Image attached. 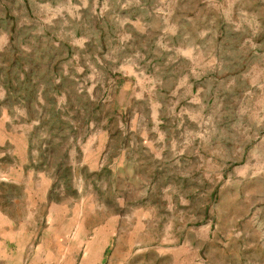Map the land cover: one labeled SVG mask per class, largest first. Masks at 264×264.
<instances>
[{
  "label": "rangeland",
  "instance_id": "374dc122",
  "mask_svg": "<svg viewBox=\"0 0 264 264\" xmlns=\"http://www.w3.org/2000/svg\"><path fill=\"white\" fill-rule=\"evenodd\" d=\"M0 113L49 181L6 147L9 243L264 264V0H0Z\"/></svg>",
  "mask_w": 264,
  "mask_h": 264
},
{
  "label": "crops",
  "instance_id": "0c3cea01",
  "mask_svg": "<svg viewBox=\"0 0 264 264\" xmlns=\"http://www.w3.org/2000/svg\"><path fill=\"white\" fill-rule=\"evenodd\" d=\"M13 144L16 164L13 166L15 174L13 182L27 183L29 187L37 185L40 201L48 202V177L46 175L35 177V172L25 170L29 151L28 136L15 127L9 128L7 114L0 113V180L8 175V167H4L1 160L7 155L6 147ZM96 151V155H98ZM89 158L92 157L88 155ZM90 161V160H89ZM87 161V162H89ZM2 168L4 169L2 172ZM21 169V171L19 170ZM52 210L63 211L57 203H53ZM0 264H70V260L63 257L64 246L52 241L34 242L27 239L17 242H8V229L3 224L8 222L7 216L0 209ZM58 257V258H56Z\"/></svg>",
  "mask_w": 264,
  "mask_h": 264
}]
</instances>
